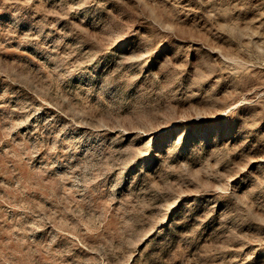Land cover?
<instances>
[{"label": "rangeland", "instance_id": "1", "mask_svg": "<svg viewBox=\"0 0 264 264\" xmlns=\"http://www.w3.org/2000/svg\"><path fill=\"white\" fill-rule=\"evenodd\" d=\"M0 264H264V0H0Z\"/></svg>", "mask_w": 264, "mask_h": 264}]
</instances>
